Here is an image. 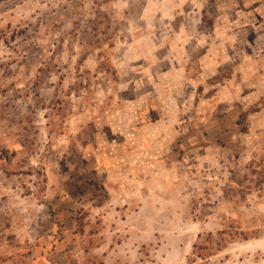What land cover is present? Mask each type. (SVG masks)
Returning <instances> with one entry per match:
<instances>
[{
  "label": "rangeland",
  "instance_id": "obj_1",
  "mask_svg": "<svg viewBox=\"0 0 264 264\" xmlns=\"http://www.w3.org/2000/svg\"><path fill=\"white\" fill-rule=\"evenodd\" d=\"M250 3L0 0V264H264Z\"/></svg>",
  "mask_w": 264,
  "mask_h": 264
},
{
  "label": "crops",
  "instance_id": "obj_2",
  "mask_svg": "<svg viewBox=\"0 0 264 264\" xmlns=\"http://www.w3.org/2000/svg\"><path fill=\"white\" fill-rule=\"evenodd\" d=\"M248 5V4H247ZM250 6L254 7L255 11H261V13H264V0H251ZM263 18H257L258 23H251V25H254L256 30H251V41L254 43H259V45H263L262 48L264 49V16ZM261 19V20H259ZM258 27H260V30H258ZM262 55H264V50Z\"/></svg>",
  "mask_w": 264,
  "mask_h": 264
}]
</instances>
